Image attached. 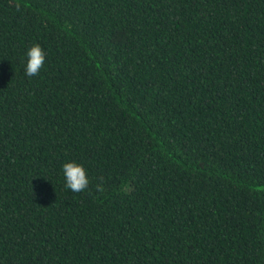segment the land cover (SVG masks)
Returning a JSON list of instances; mask_svg holds the SVG:
<instances>
[{
  "label": "trees",
  "instance_id": "16d2710c",
  "mask_svg": "<svg viewBox=\"0 0 264 264\" xmlns=\"http://www.w3.org/2000/svg\"><path fill=\"white\" fill-rule=\"evenodd\" d=\"M0 264H264V0H0Z\"/></svg>",
  "mask_w": 264,
  "mask_h": 264
},
{
  "label": "clouds",
  "instance_id": "9594fccd",
  "mask_svg": "<svg viewBox=\"0 0 264 264\" xmlns=\"http://www.w3.org/2000/svg\"><path fill=\"white\" fill-rule=\"evenodd\" d=\"M26 74L29 77L39 75L44 66L46 53L39 43H35L27 52ZM63 172L66 179V187L73 192L79 193L85 191L90 183L88 170L82 163L76 161L66 162L63 165ZM97 191L102 192L103 186L97 184Z\"/></svg>",
  "mask_w": 264,
  "mask_h": 264
}]
</instances>
